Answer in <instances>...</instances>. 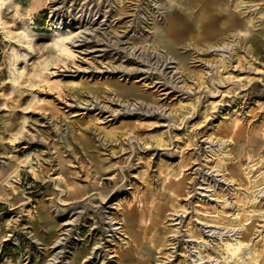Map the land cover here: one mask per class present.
<instances>
[{"label":"rangeland","instance_id":"rangeland-1","mask_svg":"<svg viewBox=\"0 0 264 264\" xmlns=\"http://www.w3.org/2000/svg\"><path fill=\"white\" fill-rule=\"evenodd\" d=\"M222 1L187 11L165 0H52L36 12L11 0L0 9V264H114V254H125L121 264H210V246L235 235H248L246 249L262 250L264 264V198L243 196L264 187L255 134L264 42L259 64L237 61L252 26ZM172 18L179 71L166 48L150 46L152 27ZM52 21L70 23V37L81 32L73 59L56 62ZM233 34L226 66L208 68L213 55L194 49ZM248 66L260 73L249 77ZM177 181L184 189L173 192ZM127 211L143 216L137 243L108 233L107 216ZM237 213L248 228L228 233L223 217Z\"/></svg>","mask_w":264,"mask_h":264},{"label":"bare ground","instance_id":"bare-ground-1","mask_svg":"<svg viewBox=\"0 0 264 264\" xmlns=\"http://www.w3.org/2000/svg\"><path fill=\"white\" fill-rule=\"evenodd\" d=\"M30 2L29 7L31 11H41L44 9H47L52 0H28ZM9 2L11 0H0V9L3 7L9 5ZM193 2H201V0H165L164 4L167 6V8L170 9H179L187 11L190 9L191 4L194 5ZM214 2H223L222 0H214ZM229 7L231 10H235L236 12H240L245 19V22L247 25L252 26V40L251 42L242 47V57H237L236 60L241 62L243 60L248 63V65H255L259 64L257 63V59L260 57L261 53V46L264 42V2H261V0H228ZM77 20L76 18H74ZM180 23L177 22L175 19H170L166 22L165 25L162 27H152L153 28V35L150 40V46H152V49L157 50L159 48V44H161L164 48H166L173 56L170 59L173 61L172 63L175 64V68L177 71L181 67L184 66V58H181V54L178 52V48L175 47V44L173 43V40H170L167 38V35L170 37H173L178 34V30H180L179 26ZM48 26L51 28L55 34L53 35V46L56 49L57 52V60L56 62H64L67 59H73L75 54L74 51L69 46L70 44L73 45L75 42H77L76 38H78L79 34L81 32H78L77 34L70 37L72 31L67 30L64 31L63 28L69 29L71 27L70 23H65V25H62L61 27L60 22L58 21H52ZM233 27L235 25H232ZM198 28V27H197ZM63 30V31H61ZM199 30V28H198ZM85 31V29H84ZM164 33V34H163ZM167 33V35H166ZM28 37V34H26ZM238 41L236 39V35L233 34L229 37H225L215 43L211 44H205L203 48L201 49H194L193 44H188L189 47H193V49L197 52H201L203 54H211L213 55L212 58L207 59L206 66L209 68L210 66H216L218 67H225L228 61L226 60V54L230 52L233 48L237 46ZM18 57L15 56V59ZM171 63V64H172ZM247 75L250 77L252 74H259V69H254L250 66L245 67ZM13 73H16V76H20V72H17L16 69H12ZM19 74V75H18ZM188 78H192L194 74H190L187 72ZM14 78H16L15 75H13ZM118 95L114 94L116 97V101H126L121 97V94L117 93ZM238 124L237 121H234L232 125L229 127L228 131L229 134L225 135L223 139H226L230 137V133L234 131V128ZM255 134L264 137V124L259 128V130L255 131ZM235 135V134H234ZM222 141V140H221ZM224 141V140H223ZM225 142V141H224ZM221 160L218 161L217 164L220 163ZM221 165L217 166V169H220ZM16 172V171H15ZM17 173V172H16ZM261 181H264L262 179ZM251 182V181H250ZM254 184H257V181H254ZM201 185V184H200ZM210 187V186H207ZM174 188V190H173ZM184 189L182 181H177L176 183L172 184L171 190L180 192ZM248 199V202H256V198H264V187L260 189H255L252 191V194H244ZM103 201V200H102ZM141 201V200H140ZM218 216V215H217ZM239 213L236 214V218L228 219L227 217H223V219H226V222L229 224V227H223L222 229H226V231L229 233L235 230V226L242 229L248 224L245 223L250 217L244 216L242 219L239 218ZM143 216H136L134 211H127L123 214V218L121 220H118L117 217H109L107 218L110 220V224H108V233H111V235H118L119 233H122L124 235V238L131 239L132 242L137 243V232L136 228L137 225L142 220ZM262 217H264V213H262ZM219 218V216H218ZM240 219V220H239ZM214 221H211L209 223L211 224H218L217 219H213ZM122 221V222H121ZM245 223L242 225V223ZM208 223V222H207ZM205 222V224H207ZM66 223H63L61 226L65 227ZM206 228V227H205ZM216 229V227H214ZM204 233V232H203ZM210 234H214L211 230L206 232ZM261 234V240H263V247H264V225L261 226V230L258 231L257 235ZM192 239H195L197 241V237L195 235L191 236ZM203 239V238H202ZM249 236L244 235L238 237V235H235L234 237H230L221 241L219 244H214L210 246L211 253L213 254L212 260L209 261L210 264H259V259L261 258L263 251L259 250L258 248H250L246 249V246L248 245ZM62 242L61 234H58L53 241L51 242L52 248L54 250L58 249L60 247V243ZM199 243H197L198 246ZM206 244V246H205ZM211 243L209 241H205L204 243L200 244L201 247L207 248ZM196 246L194 245V248ZM130 248V247H129ZM129 248H126L124 252L129 251ZM99 255V254H98ZM247 256L245 259L244 257ZM125 254L116 256V254L112 255V258H116L114 261V264H121L122 260L125 258ZM200 257V255H199ZM194 256L190 257V261H194ZM203 258L200 257V260ZM246 260V261H245Z\"/></svg>","mask_w":264,"mask_h":264}]
</instances>
